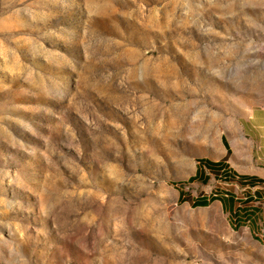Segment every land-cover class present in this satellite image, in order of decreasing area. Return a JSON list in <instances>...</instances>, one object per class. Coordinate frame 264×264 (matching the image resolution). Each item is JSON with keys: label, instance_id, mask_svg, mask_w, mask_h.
<instances>
[{"label": "rangeland", "instance_id": "374dc122", "mask_svg": "<svg viewBox=\"0 0 264 264\" xmlns=\"http://www.w3.org/2000/svg\"><path fill=\"white\" fill-rule=\"evenodd\" d=\"M226 155L264 181V0H0V264H264Z\"/></svg>", "mask_w": 264, "mask_h": 264}, {"label": "trees", "instance_id": "16d2710c", "mask_svg": "<svg viewBox=\"0 0 264 264\" xmlns=\"http://www.w3.org/2000/svg\"><path fill=\"white\" fill-rule=\"evenodd\" d=\"M227 161H228L227 155L217 162L209 161L206 159L197 160V168L195 175L189 178L188 183L194 181H200L201 177H204L206 180H208L209 176L206 174L207 172L209 175H213V177L216 180L223 181L225 183L235 181L241 187L253 188L256 187L257 185H261V184L264 185V181L256 177L253 176L246 177V176L236 175L232 170L229 169ZM174 185H180V184L177 183ZM178 193H179V202H184L185 196L183 194V191L181 189H178ZM256 193L257 192H254L255 196ZM213 201L220 202L223 207V210H226L229 213V220L231 221L230 223H232V218L235 221L239 220L240 218L239 213L241 212L240 203L239 205L236 206L238 199L234 195L225 194L224 197H219L217 195H210L208 198H197L193 200L191 203L194 207H205ZM251 212H255V211L252 210ZM245 213L247 212H244V214ZM248 216L255 218V215L253 214H250ZM248 221H250V219Z\"/></svg>", "mask_w": 264, "mask_h": 264}, {"label": "crops", "instance_id": "0c3cea01", "mask_svg": "<svg viewBox=\"0 0 264 264\" xmlns=\"http://www.w3.org/2000/svg\"><path fill=\"white\" fill-rule=\"evenodd\" d=\"M228 167H230V166H228Z\"/></svg>", "mask_w": 264, "mask_h": 264}]
</instances>
